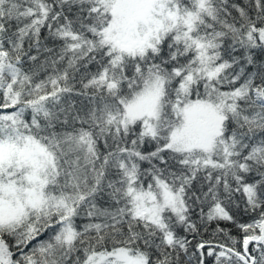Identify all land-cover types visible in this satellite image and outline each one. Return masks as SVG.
I'll use <instances>...</instances> for the list:
<instances>
[{"label":"snow or ice","instance_id":"snow-or-ice-1","mask_svg":"<svg viewBox=\"0 0 264 264\" xmlns=\"http://www.w3.org/2000/svg\"><path fill=\"white\" fill-rule=\"evenodd\" d=\"M0 264H264V0H0Z\"/></svg>","mask_w":264,"mask_h":264}]
</instances>
